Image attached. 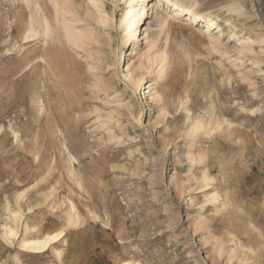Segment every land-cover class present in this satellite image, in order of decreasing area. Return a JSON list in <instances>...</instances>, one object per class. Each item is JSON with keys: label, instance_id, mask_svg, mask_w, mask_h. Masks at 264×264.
Instances as JSON below:
<instances>
[{"label": "rangeland", "instance_id": "obj_1", "mask_svg": "<svg viewBox=\"0 0 264 264\" xmlns=\"http://www.w3.org/2000/svg\"><path fill=\"white\" fill-rule=\"evenodd\" d=\"M181 2L0 0V264H264V0Z\"/></svg>", "mask_w": 264, "mask_h": 264}, {"label": "bare ground", "instance_id": "obj_2", "mask_svg": "<svg viewBox=\"0 0 264 264\" xmlns=\"http://www.w3.org/2000/svg\"><path fill=\"white\" fill-rule=\"evenodd\" d=\"M148 0H128L129 4H132L134 2L140 3L141 5H137L138 7L140 6L141 8L139 10H136L135 8H132L128 13L127 16L131 15L132 13L135 14L134 18V24L139 25V23H142L144 20V15L145 13V3ZM164 2L166 5L169 7L173 8L174 15L177 17H185L187 18V21L189 22L190 25L192 24H202L204 25L203 30L205 33H213L215 29H217L218 22L217 20L213 19H207L204 16L198 14L195 10L194 7L192 6H186L181 0H161ZM94 2V0H93ZM125 23V22H124ZM168 26L170 24L167 22L166 23ZM145 34V40L149 39V34H148V29L144 30ZM47 38V37H46ZM154 101V98L151 99ZM201 128L200 123H197L196 126L194 127V130H199ZM18 131V130H17ZM204 182L208 183L210 181V178L207 174H205ZM213 201H217L219 196L213 195L212 196ZM72 208V207H71ZM74 208L71 209L68 218L67 224L69 226H77L78 220L75 218L76 216L73 215ZM17 218V217H15ZM79 225V224H78ZM7 235L8 237H17V232L16 229L8 227L7 229ZM63 237V231L59 232L57 234H52V235H45L42 238H36V239H30V240H23L21 242V248L25 251L36 253V254H43L47 252L51 246L55 243H57L61 238Z\"/></svg>", "mask_w": 264, "mask_h": 264}]
</instances>
